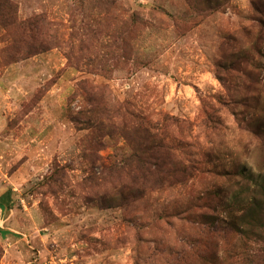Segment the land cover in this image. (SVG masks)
<instances>
[{"label":"rangeland","instance_id":"rangeland-1","mask_svg":"<svg viewBox=\"0 0 264 264\" xmlns=\"http://www.w3.org/2000/svg\"><path fill=\"white\" fill-rule=\"evenodd\" d=\"M263 26L264 0H0V264H261L221 219L262 179ZM147 127L184 182L141 187Z\"/></svg>","mask_w":264,"mask_h":264},{"label":"trees","instance_id":"trees-1","mask_svg":"<svg viewBox=\"0 0 264 264\" xmlns=\"http://www.w3.org/2000/svg\"><path fill=\"white\" fill-rule=\"evenodd\" d=\"M18 28L25 29L26 22L16 24ZM264 32V26H263ZM17 41V40H16ZM239 55L247 58L248 52L240 51ZM147 120V119H143ZM111 126L118 127L111 122ZM98 129L103 128L102 123H97ZM144 140L146 141L143 147L139 148L134 154L125 159L130 164L129 169L135 166L141 180L143 189L163 188L166 184H177L185 181L190 175L191 170L196 169L195 164L186 165L181 161H177L172 154L165 141L159 138V135L153 132L149 127L144 128ZM99 140V139H98ZM100 141H97V144ZM117 162H113L111 169H119ZM117 172V171H116ZM262 179L259 182H254L249 194L243 199L239 195L231 202L222 203L224 206V218L221 219L225 227L237 233L241 239L247 241L264 240V167H261ZM6 197V196H5ZM0 198V202L4 201ZM221 204V203H220ZM221 205V206H222ZM200 218L204 221L203 224L215 226L220 221V216H212L202 214ZM249 251L244 247L243 252H230V258H242L249 261ZM205 254H208L207 252ZM232 261L231 264H236ZM264 264V261L261 263Z\"/></svg>","mask_w":264,"mask_h":264}]
</instances>
